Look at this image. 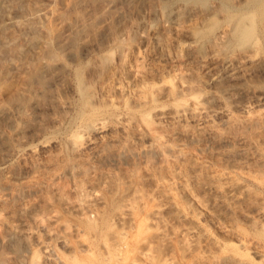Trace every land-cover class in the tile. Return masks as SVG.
Masks as SVG:
<instances>
[{
  "label": "rangeland",
  "instance_id": "rangeland-1",
  "mask_svg": "<svg viewBox=\"0 0 264 264\" xmlns=\"http://www.w3.org/2000/svg\"><path fill=\"white\" fill-rule=\"evenodd\" d=\"M125 184L197 223L171 264H264V0H0V264Z\"/></svg>",
  "mask_w": 264,
  "mask_h": 264
},
{
  "label": "bare ground",
  "instance_id": "bare-ground-1",
  "mask_svg": "<svg viewBox=\"0 0 264 264\" xmlns=\"http://www.w3.org/2000/svg\"><path fill=\"white\" fill-rule=\"evenodd\" d=\"M248 31L249 30H246V32ZM32 77L40 78V73L36 72L32 75ZM103 180L101 181L102 183H103ZM112 181L113 180L110 181L111 183L108 181L109 184L107 183L108 185L104 189L106 194L111 193V192L113 193V195L115 194V192L113 191L114 190L113 183H116V182L112 183ZM180 181L181 180H179L178 183ZM104 183L103 185H105ZM100 185L101 184H99L98 186ZM103 185L102 187L104 188ZM117 185L118 184H116L115 187H117ZM163 185L165 186V182ZM122 186L123 184L121 185V187ZM102 187L101 188L99 187V189H102ZM240 187H241V184L237 182H234V183L231 182V184L228 185V187H226V191L235 192V190L237 189L239 190ZM156 188L154 189V191L156 190ZM164 188H166V186L163 188L161 186L159 193H162L161 191ZM99 189H97V191ZM128 189L129 187L125 184L122 195H119L118 198L112 199L111 203L109 202L110 204L108 203V201L106 203L103 193H101V190H99L98 191L99 193H98L96 189H94L95 192H90V194L87 191L90 197H89V200L86 201L87 202L86 204L80 203L81 199L79 198H78L79 200L78 202L76 200H75L76 202L72 200H71L72 202H69L70 200L68 201L66 199L67 200V202H65L66 210L68 211V213H70L71 215L75 217V220L68 222L67 221L68 219H65L66 216L64 217L61 214L64 217L63 219H65L66 222L62 220L61 222L62 224L58 225V228H59L58 233L55 235L56 241H58L57 243H60L62 245L61 246L62 248L64 247L63 249L65 250L66 254L63 252L65 254V255L62 254L64 256L63 258L62 257L60 258L59 256H54L56 252L53 255L51 253L46 252V251H49V250H46L47 245L49 244L46 245L44 243H39L40 249L43 252V254L41 255V258H40L38 257L39 254L37 256V253H40L39 252L40 250L36 252V250L33 249V253L31 255L29 264H171L172 257L170 260L169 255L171 253L173 254L174 252V251L172 252V248L173 247L176 248V246H174L175 242H173V237L176 238V240H178L177 242H179V240L180 241L185 240L187 241V245L191 244V243L188 244V239L189 238L192 239L194 235L197 236V233L195 234V231H194L195 229H193L192 227L196 225L197 223L193 225L194 222L191 220L192 225H190L189 224L190 222L187 219H185L188 221L187 223L184 220V218L186 217L185 214L183 216L182 214L175 215V221H177V223L180 222L182 224H179V223L177 224L175 222L174 224L170 220L172 218V215L170 219H168L169 221L168 220L164 221L162 219V216L164 215V213L166 214L167 212L170 213L169 211L173 210L174 206H176V204L174 205L175 202L174 203L170 202L173 199L171 200L169 195L168 197L170 200L167 201L166 199L167 202L163 201L164 202L163 204H161L162 201L160 200L161 201L160 204H156L155 202V205L153 204L154 205L153 207L150 205L151 206L150 208V207L145 206L148 202L147 200L148 198L147 199L142 198L141 192L137 194V191L134 189L131 193L132 195L129 193L130 196L129 195L126 196L125 193L128 191ZM117 190L118 189H116L115 191ZM214 190L215 188L213 189V191ZM145 192L146 191H144V193ZM169 192H171V190ZM88 194H86V197ZM139 194L141 198L139 197ZM147 194L143 195V197H146ZM109 195H108V198H109ZM229 196H231V194ZM148 197H149V194H148ZM144 199L145 201H143ZM198 203L202 205V202H200V200L196 204ZM107 204L110 205L109 208ZM144 207H147L148 209L149 208L150 209L146 210L145 208V211H142ZM175 209H177V207ZM179 211L177 210V212ZM177 212L175 211L174 213L176 214ZM165 216L164 218L166 219L168 215L166 217ZM51 220L52 222H55L58 220V218L53 216ZM183 220H184V223H183ZM40 222H42V220H40ZM197 231L199 233V230H196V232ZM186 238L188 239L186 240ZM194 238H197V237H194ZM53 241L55 243L54 239ZM180 243L182 242H179L178 244ZM53 249L54 248H52V250ZM183 251L181 252L185 253V251L184 252Z\"/></svg>",
  "mask_w": 264,
  "mask_h": 264
}]
</instances>
